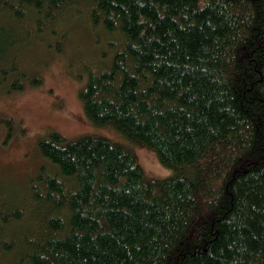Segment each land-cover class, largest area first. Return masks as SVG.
I'll return each instance as SVG.
<instances>
[{
    "label": "trees",
    "instance_id": "obj_1",
    "mask_svg": "<svg viewBox=\"0 0 264 264\" xmlns=\"http://www.w3.org/2000/svg\"><path fill=\"white\" fill-rule=\"evenodd\" d=\"M67 16L114 40L78 91L86 119L172 172L147 180L125 145L53 132L38 150L54 170L24 197L0 196V253L10 264H264V0H0V56ZM15 73L41 82L14 62L0 80Z\"/></svg>",
    "mask_w": 264,
    "mask_h": 264
},
{
    "label": "rangeland",
    "instance_id": "obj_2",
    "mask_svg": "<svg viewBox=\"0 0 264 264\" xmlns=\"http://www.w3.org/2000/svg\"><path fill=\"white\" fill-rule=\"evenodd\" d=\"M63 23L54 33H43L0 56V67L14 62L17 70L41 78L34 86L13 74L9 84L24 82L18 91H8L9 84L0 80V196L5 195L2 197L8 201L24 197L29 181L42 167L54 170L38 150V143L53 132L64 142L92 135L125 145L136 156L147 180H159L172 172L159 162L154 149L128 141L109 125L95 126L86 119L78 91L89 68L110 62L107 53L114 40L102 29L90 26L84 16H67ZM0 264H10L2 253Z\"/></svg>",
    "mask_w": 264,
    "mask_h": 264
}]
</instances>
